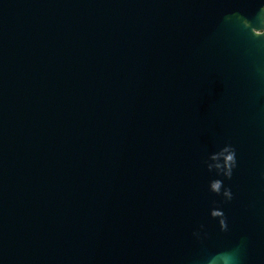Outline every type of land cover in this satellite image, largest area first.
<instances>
[{
  "label": "water",
  "instance_id": "obj_1",
  "mask_svg": "<svg viewBox=\"0 0 264 264\" xmlns=\"http://www.w3.org/2000/svg\"><path fill=\"white\" fill-rule=\"evenodd\" d=\"M0 264H264V0H0Z\"/></svg>",
  "mask_w": 264,
  "mask_h": 264
},
{
  "label": "clouds",
  "instance_id": "obj_2",
  "mask_svg": "<svg viewBox=\"0 0 264 264\" xmlns=\"http://www.w3.org/2000/svg\"><path fill=\"white\" fill-rule=\"evenodd\" d=\"M235 153V152H234ZM234 166H235V164H234ZM229 191H231V190H229Z\"/></svg>",
  "mask_w": 264,
  "mask_h": 264
}]
</instances>
